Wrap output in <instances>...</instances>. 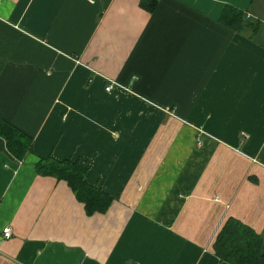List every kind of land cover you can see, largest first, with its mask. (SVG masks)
Listing matches in <instances>:
<instances>
[{"label":"crops","instance_id":"0c3cea01","mask_svg":"<svg viewBox=\"0 0 264 264\" xmlns=\"http://www.w3.org/2000/svg\"><path fill=\"white\" fill-rule=\"evenodd\" d=\"M141 2L0 0V119L32 140L18 162L0 137V264H229L228 219L264 253V0ZM47 158L109 208L37 174Z\"/></svg>","mask_w":264,"mask_h":264},{"label":"trees","instance_id":"16d2710c","mask_svg":"<svg viewBox=\"0 0 264 264\" xmlns=\"http://www.w3.org/2000/svg\"><path fill=\"white\" fill-rule=\"evenodd\" d=\"M158 3L159 0H142L141 5L152 14ZM219 21L233 31L245 24L242 13L232 8H226ZM0 137L8 153L18 162L32 152L31 138L2 119ZM35 171L39 175L66 182L77 200L83 203L88 215L103 213L111 204L109 195L86 183V169L78 161L40 159L35 164ZM262 246L260 235L236 220L228 219L215 238L213 251L221 261L229 264H264Z\"/></svg>","mask_w":264,"mask_h":264},{"label":"built area","instance_id":"2783aa9c","mask_svg":"<svg viewBox=\"0 0 264 264\" xmlns=\"http://www.w3.org/2000/svg\"><path fill=\"white\" fill-rule=\"evenodd\" d=\"M115 84L113 82H109V84L105 87V92L109 93L110 91L113 90ZM12 236L11 229L9 227H4L2 229V237L3 239H9Z\"/></svg>","mask_w":264,"mask_h":264},{"label":"rangeland","instance_id":"374dc122","mask_svg":"<svg viewBox=\"0 0 264 264\" xmlns=\"http://www.w3.org/2000/svg\"><path fill=\"white\" fill-rule=\"evenodd\" d=\"M141 101H147V99H140ZM161 108H164V107H161ZM165 109V108H164Z\"/></svg>","mask_w":264,"mask_h":264}]
</instances>
